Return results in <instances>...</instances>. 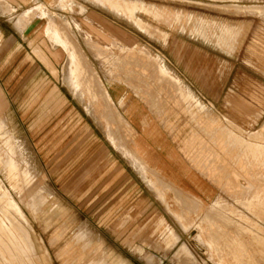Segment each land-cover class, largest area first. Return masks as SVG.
<instances>
[{
    "label": "rangeland",
    "instance_id": "obj_1",
    "mask_svg": "<svg viewBox=\"0 0 264 264\" xmlns=\"http://www.w3.org/2000/svg\"><path fill=\"white\" fill-rule=\"evenodd\" d=\"M263 177L264 0H0V264H264Z\"/></svg>",
    "mask_w": 264,
    "mask_h": 264
},
{
    "label": "crops",
    "instance_id": "obj_2",
    "mask_svg": "<svg viewBox=\"0 0 264 264\" xmlns=\"http://www.w3.org/2000/svg\"><path fill=\"white\" fill-rule=\"evenodd\" d=\"M4 1H6L10 6H12V8H13V11H15V10H17V8L19 9V8H21L23 5H25L26 3H28V1L29 0H4ZM25 9V8H24ZM3 14H10V13H3ZM32 32V31H31ZM30 32V33H31ZM15 33V32H14ZM13 32H12V34H11V37H14L15 38V36H16V34H14ZM29 33V34H30ZM29 34H27L26 36H28ZM26 36H23V34L21 33L20 34V37H21V39L22 38H25ZM20 43V42H19ZM37 49V48H36ZM38 50V49H37ZM36 50V51H37ZM42 54V53H41ZM45 55V54H44ZM42 56V55H40L41 57V60H47L46 59V57L48 58V56L46 55V56ZM42 57H44V58H42Z\"/></svg>",
    "mask_w": 264,
    "mask_h": 264
},
{
    "label": "bare ground",
    "instance_id": "obj_3",
    "mask_svg": "<svg viewBox=\"0 0 264 264\" xmlns=\"http://www.w3.org/2000/svg\"><path fill=\"white\" fill-rule=\"evenodd\" d=\"M27 15H24V16H21L19 19H18V21H17V26L19 27V28H21V29H25V28H23V26L25 25V27H27V25L31 22V20L26 24V21H27ZM35 22V21H34ZM33 22V23H34ZM32 23V24H33ZM28 29V28H27ZM48 32V34H50V35H48L49 36V39H50V37H53V39L52 40H54V41H57L56 39H57V37H56V35H55V33L52 31V30H48L47 31ZM51 41V40H50ZM65 46V45H64ZM66 47V46H65ZM67 48L68 47H66V51H67ZM68 51H69V49H68ZM70 52V51H69ZM71 53V55H72V51L70 52ZM70 53H68V55L70 54ZM70 55V58L72 57ZM260 172V171H259ZM264 178V177H263ZM183 255V254H182ZM181 255V256H182ZM187 255V254H186ZM183 257V256H182ZM183 260H186V257L185 258H182ZM192 259V258H191ZM191 261H193V259L191 260Z\"/></svg>",
    "mask_w": 264,
    "mask_h": 264
},
{
    "label": "water",
    "instance_id": "obj_4",
    "mask_svg": "<svg viewBox=\"0 0 264 264\" xmlns=\"http://www.w3.org/2000/svg\"><path fill=\"white\" fill-rule=\"evenodd\" d=\"M39 20H36L33 24H31L29 27H28V29L25 31V34L24 35H27L29 32H30V30L35 26V24L38 22Z\"/></svg>",
    "mask_w": 264,
    "mask_h": 264
}]
</instances>
